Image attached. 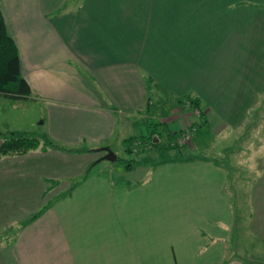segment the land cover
I'll return each mask as SVG.
<instances>
[{
	"label": "crops",
	"instance_id": "0c3cea01",
	"mask_svg": "<svg viewBox=\"0 0 264 264\" xmlns=\"http://www.w3.org/2000/svg\"><path fill=\"white\" fill-rule=\"evenodd\" d=\"M0 8L26 99L45 104L52 142L0 155L43 164L29 172L40 187L22 194L31 206L0 207V264H200L206 250L201 264L229 263L232 202L211 156L127 168L116 150L115 160H99L106 151L97 148L127 151L142 132L177 136L189 121L205 137L242 124L264 92V0H0ZM190 99L201 115L186 120ZM155 109L160 119L136 120ZM51 182L62 188L41 205Z\"/></svg>",
	"mask_w": 264,
	"mask_h": 264
},
{
	"label": "rangeland",
	"instance_id": "374dc122",
	"mask_svg": "<svg viewBox=\"0 0 264 264\" xmlns=\"http://www.w3.org/2000/svg\"><path fill=\"white\" fill-rule=\"evenodd\" d=\"M183 108L185 107L182 106ZM185 109L183 117L186 120L189 117L190 119L194 117L190 116L191 111L197 117L201 115L200 109L195 106ZM198 110L200 113L196 114L195 112ZM156 112V109L154 110L155 114L146 112L142 118H140L141 116L136 117V120L145 121L147 125L149 122L161 118L159 115L157 116ZM149 119L152 121H148ZM185 123H187L186 128L180 130L177 136V131L169 132L165 127H161V131L164 133L159 135L160 147L155 146L150 140L146 141V137L149 135H145L144 132L140 136L142 139L139 140L135 137V139L129 140L130 145L127 146V151L125 146L113 142L111 149L116 150L118 154V158L115 160L116 164L121 162V164L126 165L130 161L133 166L142 163L153 165V163L156 164L165 159L187 158L188 156H196L198 153L211 156V159L220 166L223 173L221 176L225 177L222 179L228 192V194L225 193V197H229L232 202L229 223L231 230L228 233L231 238L227 244L228 252L225 253L222 263L225 262L226 255H231V258L226 260V262L231 260L227 264H237L238 262L264 264V92L257 103L249 109V114L242 124L237 125V127L229 125L221 132L215 130L217 134L214 133L213 137L209 135L205 137V133H202L205 132V128H199V131L196 132L199 124L197 121ZM0 130V134L6 135L5 137L16 132L33 131L35 135L42 138L44 144H48L49 142L44 139L45 136L51 138L47 133L45 104L41 100L0 96ZM184 134L189 135L187 139L183 136ZM199 140H202V144H198ZM194 141L197 143L195 148L193 147ZM107 162L104 161L103 164ZM61 164L69 166V163L64 162V160ZM36 166H43V164L35 162V160L32 161V159H20L15 156L13 158L8 157L7 161L0 163V172L11 174L9 179L0 180L1 208L6 206L9 209L16 207L20 209L31 206L28 199L32 190L35 193V189L39 188L41 184V181L31 179L33 177L29 173L32 167ZM35 184H38L39 187ZM49 185L50 188L41 196V205H48L62 188V186H56L54 182L49 183ZM53 187L55 188L51 189ZM9 192L15 193L9 194ZM22 194H25V197L29 196L27 201ZM20 195H22L23 200H21ZM21 203L23 204L21 205ZM220 244L221 241H218L211 247ZM209 252L207 250L202 251L197 257V261L201 264L206 260ZM179 261L180 264H186L183 259ZM195 264L198 263L195 261Z\"/></svg>",
	"mask_w": 264,
	"mask_h": 264
},
{
	"label": "trees",
	"instance_id": "16d2710c",
	"mask_svg": "<svg viewBox=\"0 0 264 264\" xmlns=\"http://www.w3.org/2000/svg\"><path fill=\"white\" fill-rule=\"evenodd\" d=\"M0 94L14 99H26L31 94V88L21 72L20 57L18 47L7 30L1 8H0ZM191 106L200 109L198 100L190 99ZM43 137V136H42ZM159 135L151 134L147 139L155 146L160 147ZM46 141L52 143L49 138L44 137ZM41 138L34 132H16L11 136L4 138L0 145V155L22 154L30 149L38 147ZM161 141V140H160ZM189 158L191 156H188ZM178 158V157H177ZM132 163L126 164L130 168ZM45 209L41 208L39 212ZM38 212V213H39ZM37 214H35L36 216ZM250 263V262H249Z\"/></svg>",
	"mask_w": 264,
	"mask_h": 264
},
{
	"label": "water",
	"instance_id": "95a60500",
	"mask_svg": "<svg viewBox=\"0 0 264 264\" xmlns=\"http://www.w3.org/2000/svg\"><path fill=\"white\" fill-rule=\"evenodd\" d=\"M97 149L106 151V153L101 158H99V160L101 159L115 160L117 158L116 153L109 146H102Z\"/></svg>",
	"mask_w": 264,
	"mask_h": 264
},
{
	"label": "built area",
	"instance_id": "2783aa9c",
	"mask_svg": "<svg viewBox=\"0 0 264 264\" xmlns=\"http://www.w3.org/2000/svg\"><path fill=\"white\" fill-rule=\"evenodd\" d=\"M195 113H196V114H199L200 111L198 110V111H196ZM183 136H185V138L187 139L189 135H188V134H184ZM181 138H183V137L181 136Z\"/></svg>",
	"mask_w": 264,
	"mask_h": 264
}]
</instances>
